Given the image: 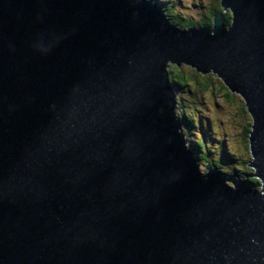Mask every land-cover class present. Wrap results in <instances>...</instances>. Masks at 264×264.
<instances>
[{
    "label": "water",
    "instance_id": "obj_1",
    "mask_svg": "<svg viewBox=\"0 0 264 264\" xmlns=\"http://www.w3.org/2000/svg\"><path fill=\"white\" fill-rule=\"evenodd\" d=\"M218 6L0 0V264H264V0ZM169 65L240 97L257 185L200 168Z\"/></svg>",
    "mask_w": 264,
    "mask_h": 264
},
{
    "label": "trees",
    "instance_id": "obj_2",
    "mask_svg": "<svg viewBox=\"0 0 264 264\" xmlns=\"http://www.w3.org/2000/svg\"><path fill=\"white\" fill-rule=\"evenodd\" d=\"M216 7H210L204 12L203 17L197 20H189L180 12L171 11L172 5L181 0H154L159 8L164 12V15L169 23L176 27H186L188 25H200L203 23H211V16L213 13L219 10L218 0ZM225 23L229 22L228 13H224ZM177 67L175 65H169L167 68L169 75V82L174 86V93L176 97V106L173 108V112L181 117V127L183 128L184 136L189 145L194 149L198 159L207 158L204 162H213L218 169L225 173H234L240 178H244L253 185L258 184V180L253 176H244L252 173V168L248 167L247 162L249 160V153L247 150V131L248 125L251 122L250 116L244 107V104L240 97L228 90V88L222 83V81L211 72L204 74L196 72L193 68L188 67L186 71L184 67ZM207 74L215 76V83L217 88L213 87L212 80ZM207 76V77H205ZM215 90L221 92L224 99L227 102H232L234 95L238 96L240 104L238 106V113L245 120L243 127V135L246 143L244 144L245 150L241 152L232 151L230 148L223 144L221 137L217 138L213 134L208 133L209 125H211V117L206 114V105L203 95L209 91L214 93ZM179 107V110L176 108ZM204 110H203V109ZM205 119V122L203 121ZM207 131H205V127ZM212 142L213 145L211 144Z\"/></svg>",
    "mask_w": 264,
    "mask_h": 264
},
{
    "label": "rangeland",
    "instance_id": "obj_3",
    "mask_svg": "<svg viewBox=\"0 0 264 264\" xmlns=\"http://www.w3.org/2000/svg\"><path fill=\"white\" fill-rule=\"evenodd\" d=\"M209 6L215 8L216 2L214 0H181L180 3L175 2L170 10L180 12L181 15L192 21L203 17L204 12ZM182 67H184L186 71L188 70V66L183 65ZM207 75L210 76L213 87L217 88L214 80L215 76L212 74ZM203 99L205 100L204 105H206L205 113L209 114L212 122L211 125H209L208 133L213 134L217 138L221 137L223 139V144L232 151L241 152L245 150L244 144L246 141L243 135L245 120L238 113V106L240 104L238 96L234 95L233 101L229 103L224 99L221 92L215 90L213 94L209 91L205 92ZM176 109L179 110V107ZM203 121L205 122V119ZM204 127L205 131H207L205 125ZM186 142L189 144L187 140ZM213 143L215 142L211 144L213 145ZM206 159L207 158L199 159V166L202 170L204 169V161Z\"/></svg>",
    "mask_w": 264,
    "mask_h": 264
},
{
    "label": "bare ground",
    "instance_id": "obj_4",
    "mask_svg": "<svg viewBox=\"0 0 264 264\" xmlns=\"http://www.w3.org/2000/svg\"><path fill=\"white\" fill-rule=\"evenodd\" d=\"M184 138H185V136H184ZM186 140V139H185ZM187 143V142H186ZM251 158V157H250Z\"/></svg>",
    "mask_w": 264,
    "mask_h": 264
}]
</instances>
